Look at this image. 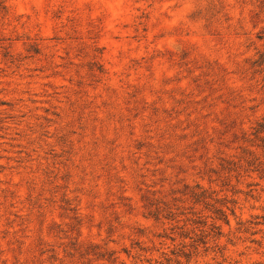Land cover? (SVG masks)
I'll return each instance as SVG.
<instances>
[{"label":"rangeland","instance_id":"obj_1","mask_svg":"<svg viewBox=\"0 0 264 264\" xmlns=\"http://www.w3.org/2000/svg\"><path fill=\"white\" fill-rule=\"evenodd\" d=\"M0 264H264V0H0Z\"/></svg>","mask_w":264,"mask_h":264}]
</instances>
